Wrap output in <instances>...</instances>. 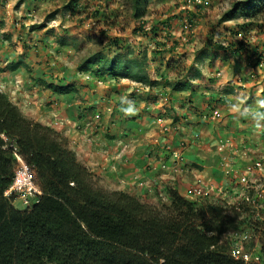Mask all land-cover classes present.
I'll return each instance as SVG.
<instances>
[{
	"label": "trees",
	"instance_id": "1",
	"mask_svg": "<svg viewBox=\"0 0 264 264\" xmlns=\"http://www.w3.org/2000/svg\"><path fill=\"white\" fill-rule=\"evenodd\" d=\"M79 1L73 0L67 8L74 13ZM149 1L131 0L135 19L145 16ZM263 9L264 0H245L234 4L220 23L240 17L254 20ZM152 31L156 34L160 29ZM236 35L241 39L227 47L208 43L195 63L207 60L209 49L213 55L246 52L242 32ZM110 47L117 50L113 57L101 50L93 52L77 72L160 86L149 75L146 55L136 59L129 49L121 52L115 41ZM200 77L199 69L189 65L173 80L163 75L160 79L162 87L172 92H187ZM41 85L58 95L74 91L72 85ZM13 148L34 167L41 191L37 203L24 212L14 208L15 198L4 197L14 176ZM167 197L168 204L157 207L126 192L99 187L58 132L26 118L0 92V264H244L230 256L231 241L226 236L234 231L248 232L250 241L257 239L260 264H264V218H251L254 212L247 204L225 208L208 199L191 201L171 188Z\"/></svg>",
	"mask_w": 264,
	"mask_h": 264
},
{
	"label": "crops",
	"instance_id": "2",
	"mask_svg": "<svg viewBox=\"0 0 264 264\" xmlns=\"http://www.w3.org/2000/svg\"><path fill=\"white\" fill-rule=\"evenodd\" d=\"M0 22H5L3 14ZM6 25L0 28V35ZM48 28L42 27L41 33L53 29ZM62 32L69 38L66 31ZM32 38L39 39L40 47H46L53 36ZM11 41L14 42L9 37L0 39V82L5 83L10 101L26 118L45 126L52 127L54 121L61 120L62 125L55 130L65 139L69 150L112 191L126 192L155 205L164 196L168 201L169 188L187 199L201 179L206 187L213 189L211 194L218 197L222 191L238 187L239 175L253 165L255 153L262 149L264 69L256 68V61L254 65L245 64L244 52H222L223 59L218 61H212L216 55L212 54L202 63H195L193 56L190 65L199 69L201 77L192 81L190 91L172 92L165 88L160 98L156 96L157 87L149 92L128 80L107 76L100 79L93 76L96 82L87 83L77 75V70L69 75L63 67V79H57L49 74V66L56 65H32L31 50L20 45L17 53L7 46ZM60 41L62 44L55 42L57 46L68 48V39ZM40 59L36 61L43 62ZM18 63L17 69L10 68ZM234 68H239V72L229 74ZM103 80L110 85L99 89L97 82ZM229 80L233 83L228 84ZM41 82L54 87L72 85L74 91L58 95L45 89ZM237 87H241L240 91ZM214 111L219 112L216 119L211 116ZM96 115L100 117L96 119ZM160 116L169 127L166 133L161 132L156 122ZM166 144L182 154L183 164L178 171H173V162L162 153ZM221 144L225 145L222 150ZM247 150L254 156H246ZM163 157L166 168L158 162ZM225 161L227 168L223 167ZM234 192L237 193L236 188Z\"/></svg>",
	"mask_w": 264,
	"mask_h": 264
},
{
	"label": "rangeland",
	"instance_id": "3",
	"mask_svg": "<svg viewBox=\"0 0 264 264\" xmlns=\"http://www.w3.org/2000/svg\"><path fill=\"white\" fill-rule=\"evenodd\" d=\"M189 1L191 0H150L145 16L137 20L132 15L131 0H80L74 13L67 8L73 6V0H0L2 3L0 4V17L3 14L5 22L2 23H7L5 32L0 35V39L12 38L14 42L7 43V46L17 53H19L17 48H20V45H23L25 50H31L32 65L33 63L36 66H40L41 63H44V66L48 63L56 65L55 67L49 66L51 67L49 74H54L60 80L63 79L62 73H65L62 71V67L71 75V71H76V67L93 52L101 50L106 56L113 57L117 50L114 47H110L108 50L107 47L115 41L118 43V47L122 48L121 52L124 49H129L133 51L136 59L146 55L150 77L160 81V86L156 88V91H163L164 80H161L160 76L163 75L167 81L175 79V73L180 72L184 66L188 67L192 63L193 56L205 50L208 43L227 47L231 41L233 42L235 33L241 31L247 49L242 54L244 55L242 61L245 64L248 62L249 65H254V62L260 59L259 62L262 63L264 69V61H262L264 56L261 55L264 52V9L254 20L247 21L240 17L237 20L221 24L223 15L230 11L234 4L242 3L245 0H204L206 4L200 8H189ZM185 19L191 20L190 27L184 24ZM2 23L0 26L3 25ZM244 24L251 26L241 29ZM163 25L169 27L168 31H164ZM42 27H49L48 29L52 27L53 29L42 34ZM154 27L160 29L156 34L152 31ZM33 31L35 34H32ZM51 31L56 34H49ZM62 31H66L65 33L70 35L69 38L64 36ZM34 35H39L40 40L51 36L53 38L48 40L46 47H40L39 39L32 38ZM236 37L238 39L239 36ZM62 39H68L66 45L68 48L61 49L56 45L55 42ZM162 45H165L164 49ZM43 50H46L47 53L44 54ZM207 53L212 55L211 49ZM216 55L212 61L223 59L221 51H218ZM39 58L43 62L36 61ZM233 73L235 74V68L229 74ZM38 74L42 75L41 72ZM84 79L86 78L83 76ZM91 80H95V78H91ZM229 81L228 84L233 83L232 80ZM98 83L99 89L110 85L107 80ZM238 83L240 84V82ZM240 88L236 89L240 91ZM259 144L263 143L259 142ZM261 147L259 153H255L257 157L255 161H260L264 166V144ZM252 153L247 150L246 156H254ZM254 178L257 181L255 187L264 183L261 173ZM94 179L99 187L112 191L99 182L95 175ZM235 188L236 194H234ZM243 189L240 185L238 187L236 185L230 187V190L222 191L219 198L217 195H212L205 199L225 208L233 207L236 201H240L244 196ZM205 201L200 199V202ZM12 204L16 210L26 211L19 199H13ZM167 204L168 201L164 196L159 198L154 206L159 207ZM257 213L260 215L256 216V212L251 213V218L255 220L264 217V210ZM255 244H258L257 239L251 240L247 246L253 247Z\"/></svg>",
	"mask_w": 264,
	"mask_h": 264
},
{
	"label": "built area",
	"instance_id": "4",
	"mask_svg": "<svg viewBox=\"0 0 264 264\" xmlns=\"http://www.w3.org/2000/svg\"><path fill=\"white\" fill-rule=\"evenodd\" d=\"M206 3L202 0H191L188 2L189 7L205 5ZM184 24L190 27L187 19L184 20ZM240 37V36H239ZM261 66V65H260ZM86 80L89 79L85 76ZM217 112L213 113V118H218ZM162 133L169 131L167 126L163 125L162 121H158ZM225 145L221 144L220 150ZM15 158V170L14 176L10 187L4 193V197L7 199L15 198L22 201L23 206L26 210H30L31 207L37 203L38 198L41 196V191L36 183V174L33 166H29L24 160L17 154L16 149L12 150ZM163 155H167L171 161L173 171H178L179 167L183 164V157L181 152L176 149H172L169 144L162 146ZM160 156V155H159ZM164 157L159 158L158 162L162 168H166L164 163ZM223 167L228 166L227 161L223 162ZM261 173V177L264 180V166L260 161H255L252 166L248 167L244 173L238 177V185L243 189V197L240 201H236L235 205L242 203L247 204L251 211L256 212V216H259L257 212H263L264 210V183L255 187L257 174ZM255 181V182H253ZM211 192L214 193L213 189L206 187L201 179L197 180V183L190 192L187 194V198L191 201L200 200L212 196ZM221 193L218 194L221 195ZM239 200V199H238ZM261 217L260 219H263ZM231 241L230 244V256L234 260L243 262L244 264H260L261 258L259 255V247L255 244L253 247H248V243L251 239V235L248 232L234 231L226 236ZM251 248V249H250Z\"/></svg>",
	"mask_w": 264,
	"mask_h": 264
},
{
	"label": "clouds",
	"instance_id": "5",
	"mask_svg": "<svg viewBox=\"0 0 264 264\" xmlns=\"http://www.w3.org/2000/svg\"><path fill=\"white\" fill-rule=\"evenodd\" d=\"M202 1H204V0H202ZM205 2V1H204ZM205 5H199V6H193V7H189V8H200V7H204ZM29 16V15H28ZM190 19L188 20V24H190ZM1 23V22H0ZM3 24V23H2ZM1 25V24H0ZM3 26V25H2ZM2 26L0 27V28H2ZM45 28V27H44ZM165 30H167L168 31V29H164V31ZM237 36V35H236ZM234 37V39H233V41L234 42H236L237 40H240L241 39V37H238V39H237V37ZM167 40V39H166ZM165 42V41H164ZM164 44V43H163ZM258 61V63L256 64V68H258V69H260V70H263V66H262V63L261 62H259L260 61V59L259 60H257ZM256 63V62H255ZM15 65H17V66H19L20 65V63H18V64H14V65H10V68H13V69H15ZM261 65V66H260ZM17 69V68H16ZM77 75H79V77L83 80V76L85 77V76H88L89 77V79L88 80H86V79H84L83 81L85 82H87V83H90L91 81H93V80H91V78H95V77H93L92 75H90V74H88V73H79V72H77ZM152 79V78H151ZM152 80H154V79H152ZM95 82H96V79L94 80ZM155 81H158V80H155ZM102 82V81H101ZM131 82V81H130ZM98 83V82H97ZM134 83V82H133ZM134 84H136V85H138V86H140L141 88H143L144 90H146V91H149L150 92V90L152 89V88H150V87H146V86H142V85H140V84H137V83H134ZM158 87V86H157ZM46 89V88H45ZM165 89V88H164ZM5 90H6V85H5V83H3V82H0V92H2V93H4V94H6L7 95V93L5 92ZM162 95H163V91H161V90H157V92H156V96H159L160 98L162 97ZM155 96V97H156ZM7 97H8V95H7ZM9 98V97H8ZM10 100V99H9ZM12 103V102H11ZM16 106V105H15ZM17 107V106H16ZM107 111L108 112H111V109L110 108H107ZM107 112V113H108ZM128 112H131V109H128ZM214 112H217L218 114H219V112L218 111H214ZM213 112V113H214ZM213 113H212V118H213ZM100 117V115H96V119H98ZM213 119H216V118H213ZM162 121L163 122V125L164 126H167V124H164L165 122V120L163 119V117L162 116H160V117H157V119H156V122L158 123V121ZM159 124V123H158ZM62 125V121L61 120H57V121H54L53 122V125H52V127H49V126H47V127H49V128H52L53 130H55L56 128H59L60 126ZM159 126H160V124H159ZM168 127V126H167ZM169 128V127H168ZM161 130V129H160ZM56 131V130H55ZM57 132V131H56ZM59 133V132H58ZM60 134V133H59ZM164 146V145H163ZM173 165V164H172ZM219 198V197H218ZM188 199V198H187ZM189 200V199H188ZM258 247H259V245L258 244H256Z\"/></svg>",
	"mask_w": 264,
	"mask_h": 264
}]
</instances>
